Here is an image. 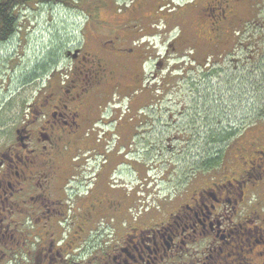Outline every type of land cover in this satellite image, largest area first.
<instances>
[{"label":"flooded vegetation","instance_id":"1","mask_svg":"<svg viewBox=\"0 0 264 264\" xmlns=\"http://www.w3.org/2000/svg\"><path fill=\"white\" fill-rule=\"evenodd\" d=\"M114 2L88 10L75 42L15 65L20 99L7 100L0 122V264H264V139L240 141L255 126L231 131L222 157L241 170L229 162L214 172L211 162L203 177L195 164L163 199L134 196L120 173L141 166L137 144L170 150L184 123L199 138L202 124L218 120L195 95L167 105L178 64L181 74L204 66L215 75L218 63L227 82L242 74L248 84L249 59L237 51L257 0ZM105 5L134 19L101 20L94 9ZM17 9L13 35L1 39L0 29L5 56L17 39ZM196 72L184 78L189 86Z\"/></svg>","mask_w":264,"mask_h":264},{"label":"rangeland","instance_id":"2","mask_svg":"<svg viewBox=\"0 0 264 264\" xmlns=\"http://www.w3.org/2000/svg\"><path fill=\"white\" fill-rule=\"evenodd\" d=\"M108 1L106 0V2ZM117 1L119 3L118 7L131 4V0ZM176 1L182 2L183 0ZM257 3V12L252 16L246 28L247 43L243 44L237 51L239 56L251 53V49L254 46L264 49V0H257ZM100 4L101 0H82V2L80 0H69L67 4L48 5L31 2L28 5L18 7L16 13L19 19V28L14 49L12 50L10 47L8 56L0 54V62L2 63L0 67V122L6 116V111L3 108L7 100L20 99L17 96L18 87L15 81V76L20 74V72L19 70L16 71L18 67L16 68L15 65H22L21 69L23 65L28 66L30 63L33 65L35 56L48 52L49 47L66 45L71 37L75 42L80 36V27L89 13L88 10L94 5ZM116 8L117 6H115L114 10ZM94 11L98 14L99 19L106 20L108 23L130 22V20L134 19L130 13H119V16H116L115 12L106 5L101 7L99 13L97 9H94ZM95 23L97 25L96 18ZM124 25L122 23L121 26ZM162 29L164 31V28ZM174 33L172 30L169 34L172 36ZM154 34L156 35V33ZM157 39V36H155L153 40L157 42ZM203 47L201 51H210V46ZM262 62L263 64L258 67L254 66L257 69H250V71H258L252 77L251 86L243 84L241 76L231 82H227L225 80L227 70L225 69V71L221 72L218 63L214 66L212 65L213 71H216L215 75H210V72L201 70L204 66H198L195 69L192 67L188 70V75L181 74L183 68H179V64H176L177 72L170 74L167 80V83L169 82L171 85L168 87L171 91L165 95L164 99L169 100L167 105H171L175 103L174 101L189 100L191 96L195 95L199 99L198 105L200 107L207 103V107L204 106L207 112H209V108L216 109L222 130L229 128L239 131L241 126L246 125L255 116L257 110L264 106V73L258 70L263 69L264 57ZM174 66L175 64L171 65V67ZM223 67L226 68V65H223ZM194 72L201 74V76H196L198 81L193 80L196 86L192 87L189 86L190 81L184 78L189 75L194 76ZM221 75L224 77L223 82L218 81ZM206 94L207 97L205 98L204 95ZM162 96V94L155 96V99H163ZM143 99L147 98L144 96ZM190 107L191 103L187 104V109H191ZM172 109H180L179 104L172 106ZM173 119H177V114L174 115ZM181 121L182 119H180L179 123L183 124ZM184 125L188 130L184 132V136L182 134L178 139L176 138L169 142L171 145L170 150L165 149L157 153L153 149L149 152V150H146L147 146L137 144L136 147L139 152L135 163L140 164L142 167H136V170L123 169L120 171L121 175L130 181L128 188L134 193V196L137 195L138 198L144 197L151 202L163 199L172 191V187L176 182L188 177L193 172L195 164H198L197 166L200 165L202 168L203 177L209 176V165L204 164L203 161H208L211 156L214 159H220L219 161H212V163L216 164L214 172H222L226 166H229V162H235L233 165L236 166L237 170L242 169V167L237 168V160L231 158L229 162L225 163L222 159L228 145L231 146L234 140L229 138L211 145L207 137L204 136L205 128L207 127L206 131H209L210 127H212L210 124L201 125V136L199 138H192L188 134L190 132L188 126H194V124L184 123ZM195 125L198 127L200 124L195 123ZM254 128V130H247L240 141H249L250 137L253 138L257 135L264 139V123H260ZM211 148H213L214 153L209 155L207 152ZM143 168L146 171L141 174V169Z\"/></svg>","mask_w":264,"mask_h":264},{"label":"trees","instance_id":"3","mask_svg":"<svg viewBox=\"0 0 264 264\" xmlns=\"http://www.w3.org/2000/svg\"><path fill=\"white\" fill-rule=\"evenodd\" d=\"M31 2L38 4L58 5L65 3L67 4L69 0H0V29H3L2 25H5V28L3 29L5 32L1 35V39L10 38L13 35L15 26L17 25L16 22L17 16L15 15V9H17L18 7L28 5ZM251 50H252L251 53L247 54V58L249 59L248 69H247L248 84L250 86L252 84L251 81L252 77L254 76V74H256L255 72H258L256 70L250 71V69H257L254 66L258 67L259 65L263 64L262 58L264 57V49H261V47L256 48V46H254V48ZM258 70L263 71L264 73V66L263 69L261 70L258 69ZM240 76H242V74ZM249 121L247 122L246 125H242L241 128H250L253 126H257L260 123H264V106H261L260 109L257 110L255 116L252 117ZM205 124H210L212 127L216 128V132H214L212 128L209 129V131L204 134V136L207 137V139L210 141L211 145H213L216 142H221L222 140H228L231 136V131L233 136H236L238 132V130L236 129H229V128L222 130L220 127L221 122H219L218 120L216 121L215 125H213L210 122H206ZM207 153L210 155V152ZM213 160L215 159L211 156L208 158V161H203V163L206 165H210ZM219 160L220 159H218L217 161Z\"/></svg>","mask_w":264,"mask_h":264},{"label":"bare ground","instance_id":"4","mask_svg":"<svg viewBox=\"0 0 264 264\" xmlns=\"http://www.w3.org/2000/svg\"><path fill=\"white\" fill-rule=\"evenodd\" d=\"M197 106V105H196Z\"/></svg>","mask_w":264,"mask_h":264}]
</instances>
